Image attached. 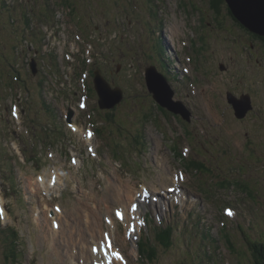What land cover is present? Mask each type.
Wrapping results in <instances>:
<instances>
[{
	"label": "rangeland",
	"instance_id": "obj_1",
	"mask_svg": "<svg viewBox=\"0 0 264 264\" xmlns=\"http://www.w3.org/2000/svg\"><path fill=\"white\" fill-rule=\"evenodd\" d=\"M17 1L22 6L28 4V0H8L15 6ZM65 1L87 9L86 1ZM92 1L97 9L88 4L93 14L89 10L75 11L73 5L74 11L69 12V5H58L53 22L46 23L51 20L48 14L35 17L39 19L37 24L32 23L31 31L36 32L27 37L26 26V31L19 34V14H13L12 22L6 11L0 13L1 31L7 32L6 39L0 38V72L11 77L2 79L0 75V234L7 227L17 231L19 255L16 259L7 256L10 244L0 241V264H95L88 247L93 243L91 238L101 240L105 234L114 241L110 249L119 250L123 257L120 260H124L111 257L109 264H171L170 260L182 252L180 243L173 244L175 251L165 250L163 259L151 263L139 257L141 248L138 250L129 240L126 222L132 220L131 205L144 189L165 197L171 209L176 204L172 195L180 190L182 195L177 199L185 198L202 211L206 209L205 218L211 225L215 220L210 215L215 213L219 220L212 232L218 243L212 252L222 261L220 264H254L256 258L244 241V227L248 219L264 222V142L259 141L264 140V115H258L259 109L264 114V49L259 52L255 45L251 52L255 56L248 54L242 64L246 50L239 43L249 45L250 32L236 24L224 3L214 8L212 0H138L150 8L159 4L163 8L159 14L155 8L152 10V17L160 19L150 21L157 30L152 35L156 34L161 44H169L171 50L174 44L173 49L181 53L176 65L179 71L189 74L191 85L183 80V96L175 99L181 98L191 109L187 121L163 109L159 98L146 87L141 69L150 57L146 54V31L141 27L146 25L139 19L143 14L147 16L144 6L140 9L136 0ZM48 2L53 6L51 0ZM221 20L228 29L215 31L216 22ZM198 21L203 25L199 26ZM157 23L161 24L159 29ZM40 24L46 25V32L39 29ZM11 31L18 32L17 36ZM251 41L258 44L256 39ZM21 46L28 47L23 52ZM238 46L241 48L235 55ZM150 50L155 51V40ZM33 57L37 61L36 74L30 68ZM96 66L113 86L123 89L122 101L111 109L97 105L92 81ZM191 74L198 85H192ZM236 85L241 91L238 96L248 93L254 108L247 117L240 115L241 119L234 116L225 95V88ZM68 109H72L71 123L65 119ZM96 125L102 130L98 131ZM246 127L253 133L248 131L247 135ZM206 141L213 144V149H208ZM252 142L258 143L252 153L259 158L250 161L249 167L246 161L245 166L255 179L253 186L258 194L242 198V193L233 192L241 178L230 170L236 166V157L231 153L235 151L245 158L243 152L250 150ZM213 151L220 153L219 162L224 159L222 166H215L218 162L212 157ZM190 158L193 163L187 161ZM211 160L214 167L209 166ZM237 168L243 173L239 165ZM226 178L231 179L232 188L225 191L221 189L225 182L221 181ZM194 183L203 187L204 194ZM243 185L250 189L244 181ZM240 200L253 203L244 206ZM164 204L152 203L158 216L169 210ZM122 208L127 213L124 220L116 215ZM229 210L232 215H228ZM54 217L59 222L56 236L51 228ZM173 217L176 226L178 220L190 228L177 213ZM91 218L97 225L93 229L99 231L96 237L88 229L76 231L75 226L80 223L86 227ZM68 229L71 234L66 233ZM225 230L229 241L221 237ZM141 232L146 234L144 228ZM186 241L193 246L190 233ZM206 243L210 249L209 240ZM184 255L195 261L193 249ZM211 259V264H218L217 258Z\"/></svg>",
	"mask_w": 264,
	"mask_h": 264
},
{
	"label": "water",
	"instance_id": "obj_2",
	"mask_svg": "<svg viewBox=\"0 0 264 264\" xmlns=\"http://www.w3.org/2000/svg\"><path fill=\"white\" fill-rule=\"evenodd\" d=\"M225 2L233 17L241 25L246 26L252 32L264 35V0H225ZM145 75L148 88L155 92L156 97L159 98L157 100L174 111L179 110L178 106L181 105L180 103H173L168 97L162 95V93H167V91L156 80L153 70L151 68L146 69ZM94 82L96 83L102 106L111 107L117 100L119 92L111 91L105 79L100 75L94 78Z\"/></svg>",
	"mask_w": 264,
	"mask_h": 264
},
{
	"label": "bare ground",
	"instance_id": "obj_3",
	"mask_svg": "<svg viewBox=\"0 0 264 264\" xmlns=\"http://www.w3.org/2000/svg\"><path fill=\"white\" fill-rule=\"evenodd\" d=\"M180 72H181V75H182V77L184 76V73H183V71L182 70H180ZM185 77V76H184ZM183 83L184 84H186L187 82L186 81H183ZM90 134H91V132L89 131L88 132V135L90 136ZM117 185V184H116ZM115 186V185H114ZM112 188H113V186H112ZM115 190V189H114ZM177 193V192H176ZM178 195H180V193H177ZM129 197H131V201H132V195L129 193ZM139 197H141V201H140V203L141 204H144L145 203V201H146V198H145V196H143V195H139L138 196V199H139ZM139 202V201H138ZM165 203V202H164ZM163 207H164V205H163ZM158 209V208H157ZM123 217V216H122ZM110 220H111V222H113V220L110 218V217H108ZM87 226L86 227H83L80 223H79V225L78 226H75L76 227V231H78V232H81V230L83 231V230H85V229H88L89 230V233L90 234H92V235H95V237L97 236V229H93L94 227H97V225L95 224V221L91 218L89 221H87ZM58 224H56V226H57ZM190 226H191V224H190ZM54 228H55V224H54ZM66 233L67 234H71V231L68 229L67 231H66ZM60 234H62V233H60ZM54 235L56 236V235H58L57 233H55L54 232ZM63 235V234H62ZM101 236H102V234H101ZM197 239H198V241H201V238H200V236H197ZM79 242H81V241H79ZM93 243H94V245H92V244H90L89 245V252H91L93 255H95V262H96V264H109V260H110V258H111V256L113 255L114 256V258L116 259V260H119V258H117V255L116 254H119V257H122L121 256V253H120V251H119V253L117 252V250H113L112 249V251L111 252H109L107 249L104 251L103 249H102V246L99 244V243H97V242H95V240L93 241ZM108 245V249L110 248V246H111V244H107ZM83 253L84 252H82L81 253V255H83ZM90 253V254H91ZM87 254V253H86ZM121 259V258H120Z\"/></svg>",
	"mask_w": 264,
	"mask_h": 264
},
{
	"label": "trees",
	"instance_id": "obj_4",
	"mask_svg": "<svg viewBox=\"0 0 264 264\" xmlns=\"http://www.w3.org/2000/svg\"><path fill=\"white\" fill-rule=\"evenodd\" d=\"M223 1V0H222ZM213 2L216 4H214V6H216V7H218V3L219 2H221V0H213ZM229 11V10H228ZM230 12V11H229ZM230 14H232L231 12H230ZM233 16V15H232ZM234 18V17H233ZM236 20V19H235ZM237 22V24L238 25H240V26H242L241 28H245L246 26H244V25H241L238 21H236ZM243 28V29H244ZM248 32H250L251 34H253L257 39H261V40H264V35L263 34H259V33H255V32H252V31H250L247 27L245 28ZM191 161H192V163H193V159H191ZM248 244H250L251 246H252V248H254V249H252V251L253 252H257L256 254H257V256L258 257H256V261H255V263L256 264H264V242H259V243H257V242H255V240H253V241H249V243ZM256 245H258V247L256 246ZM250 246V247H251ZM256 250V251H255ZM254 263V264H255Z\"/></svg>",
	"mask_w": 264,
	"mask_h": 264
},
{
	"label": "snow or ice",
	"instance_id": "obj_5",
	"mask_svg": "<svg viewBox=\"0 0 264 264\" xmlns=\"http://www.w3.org/2000/svg\"><path fill=\"white\" fill-rule=\"evenodd\" d=\"M233 213L229 210L228 211V215H232ZM116 215L117 216H121L122 214L120 213V212H117L116 213ZM3 217V210L2 209H0V218H2ZM117 255V258H121L122 259V257H119V254H116Z\"/></svg>",
	"mask_w": 264,
	"mask_h": 264
},
{
	"label": "flooded vegetation",
	"instance_id": "obj_6",
	"mask_svg": "<svg viewBox=\"0 0 264 264\" xmlns=\"http://www.w3.org/2000/svg\"><path fill=\"white\" fill-rule=\"evenodd\" d=\"M260 43V52H261V49H264V40H261V39H257Z\"/></svg>",
	"mask_w": 264,
	"mask_h": 264
}]
</instances>
